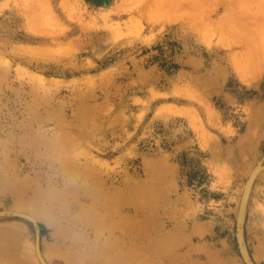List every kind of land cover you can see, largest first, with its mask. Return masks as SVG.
I'll use <instances>...</instances> for the list:
<instances>
[{
    "label": "rangeland",
    "instance_id": "374dc122",
    "mask_svg": "<svg viewBox=\"0 0 264 264\" xmlns=\"http://www.w3.org/2000/svg\"><path fill=\"white\" fill-rule=\"evenodd\" d=\"M262 166L264 0H0V231L37 264L152 234L185 264H264ZM130 190L150 230L100 238L83 212Z\"/></svg>",
    "mask_w": 264,
    "mask_h": 264
},
{
    "label": "bare ground",
    "instance_id": "6f19581e",
    "mask_svg": "<svg viewBox=\"0 0 264 264\" xmlns=\"http://www.w3.org/2000/svg\"><path fill=\"white\" fill-rule=\"evenodd\" d=\"M264 166L259 167L256 171L258 174ZM20 188H24V184L16 180L14 183ZM97 195L94 199V205L99 202L97 209H86L83 212V218L87 222H91L95 225V228L100 236L106 230H113L118 227L123 232H129L132 237L137 238L143 234L147 228V222L149 221L152 205L145 199V195L151 196L147 191L134 190L124 193L119 196H109L105 193L96 192ZM58 193L54 191L43 192L42 199H54ZM131 195V196H130ZM62 195L60 194V197ZM134 202L139 207L145 208L149 214L147 221L144 225L135 222V220L129 219L127 216L120 213L119 219H115L119 214L120 208L126 202ZM123 203V204H122ZM35 209L40 214H47V207H43L40 202L34 204ZM99 207H102V211H99ZM102 236V235H101ZM100 236V238H101ZM151 244L148 246V253L143 252L141 244H136L135 247L126 250L124 247L116 246L112 243L105 241L100 247L97 254H92L91 257L97 264H185L183 258L176 252L177 245L180 243L179 238H163L154 236L149 237ZM102 242V240H101ZM100 246V244H99ZM41 261V260H40ZM44 264H47L43 260ZM0 264H37L30 252V247L27 246L21 239V235L18 232L11 230L0 231ZM62 264H71L65 260ZM74 264H80L76 262Z\"/></svg>",
    "mask_w": 264,
    "mask_h": 264
}]
</instances>
